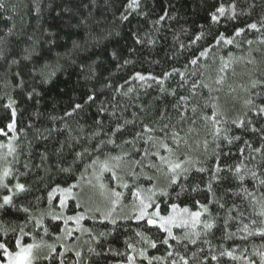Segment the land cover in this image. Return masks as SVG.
Instances as JSON below:
<instances>
[{
	"label": "trees",
	"instance_id": "obj_1",
	"mask_svg": "<svg viewBox=\"0 0 264 264\" xmlns=\"http://www.w3.org/2000/svg\"><path fill=\"white\" fill-rule=\"evenodd\" d=\"M131 4L0 0V264H264V0ZM106 168L121 204L198 221L91 212Z\"/></svg>",
	"mask_w": 264,
	"mask_h": 264
},
{
	"label": "rangeland",
	"instance_id": "obj_2",
	"mask_svg": "<svg viewBox=\"0 0 264 264\" xmlns=\"http://www.w3.org/2000/svg\"><path fill=\"white\" fill-rule=\"evenodd\" d=\"M5 146L0 145V170L6 167V159L4 158ZM105 170L94 169L92 176L88 178L84 185L77 186L80 189V193L77 196L81 199L84 207L93 213H99L101 217L108 219L114 216H132L136 219H153L156 221V225L161 227L165 231H169L172 228H182L185 226H192L198 221V215H192L186 211H180L172 209L168 217H162L157 209H153L147 196H140L136 202L129 203L127 206L120 203L118 195L110 190V188L104 185L102 181L103 172ZM76 190V189H75ZM57 196L60 198V205L63 207L66 201L75 198L73 191H58ZM22 250V249H21ZM20 250V252H21ZM19 252V253H20ZM37 251L32 250L31 264H35L37 258ZM17 255L8 257L5 264H15V257Z\"/></svg>",
	"mask_w": 264,
	"mask_h": 264
},
{
	"label": "snow or ice",
	"instance_id": "obj_3",
	"mask_svg": "<svg viewBox=\"0 0 264 264\" xmlns=\"http://www.w3.org/2000/svg\"><path fill=\"white\" fill-rule=\"evenodd\" d=\"M135 4H136V0H132V4L130 6H135ZM217 12H219L220 16H223L225 14V9L223 7H220V8L217 9ZM161 19H163V17H161ZM218 19H219V17L217 15H215V14H213L211 16V20L213 22H217ZM250 27L254 29V28H256V25L255 24H252V25H250ZM239 31L240 30L237 31V35H239ZM226 42L227 43H231L232 41L228 40ZM192 63L195 64L196 61L193 60ZM139 78L141 80L144 79V77H142V76L139 77ZM88 99L91 100V99H93V97L92 96H89ZM76 107L79 108L80 105L77 104ZM259 111L262 114H264V108H261ZM238 126H240V125H238ZM9 127H11V125H9ZM146 130H148V129H146ZM255 151L259 152L260 149H256ZM172 167L175 168V169H179L181 167V165L180 164H175ZM236 171L237 172L240 171L239 167H237ZM7 174L8 173L5 172V175H7ZM253 176H255V173H253ZM16 188H17V190H23L24 186L21 185V184H17L16 185ZM10 202H11V197L10 196H4L3 197V205H8ZM3 205H0V207H2ZM174 207H175V205H173V208ZM195 215H199V214L196 213ZM147 223H148V225H154L156 223V221L153 220V219H148L147 220ZM161 227H163V225H161ZM206 227L211 228L212 225L211 224H208V225H206ZM262 234H264V233H262ZM164 243H167V240H165ZM33 247H34L33 245H29L27 248L22 249L21 252L18 253L17 256L15 257V264H31V255H32V248ZM152 247H155V245L153 244ZM0 248H3V249L6 250V246L3 243H0ZM76 255L79 256L80 253L77 252ZM229 255H231V253H229ZM129 259H131V258H129ZM212 259H216V257H212ZM185 264H187V261H185Z\"/></svg>",
	"mask_w": 264,
	"mask_h": 264
}]
</instances>
